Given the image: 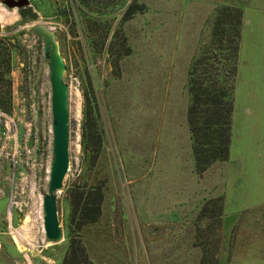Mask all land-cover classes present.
<instances>
[{"label": "rangeland", "instance_id": "1", "mask_svg": "<svg viewBox=\"0 0 264 264\" xmlns=\"http://www.w3.org/2000/svg\"><path fill=\"white\" fill-rule=\"evenodd\" d=\"M29 3L38 18L24 24L17 6L0 4V49L12 41L5 54L10 106H0V264H64L71 235L89 264H200L203 255L206 264H264V67L256 79L247 51L238 56L227 159L197 172L186 118L187 68L209 37L216 8L240 6L245 25L261 30L264 0ZM129 6L135 12L125 19ZM35 23L52 29L69 85V166L56 192L57 240L43 226L51 86ZM90 88L105 130L93 165L81 145L83 92ZM76 185H97L104 195L98 220L78 230L70 205ZM27 217L37 218L34 226Z\"/></svg>", "mask_w": 264, "mask_h": 264}, {"label": "trees", "instance_id": "2", "mask_svg": "<svg viewBox=\"0 0 264 264\" xmlns=\"http://www.w3.org/2000/svg\"><path fill=\"white\" fill-rule=\"evenodd\" d=\"M134 12L135 9L129 6L124 18L130 17ZM241 27V7L230 3L219 4L209 37L187 68L190 100L186 118L197 172H202L213 162L225 160L229 156ZM11 42V39L5 40L2 44L4 50L0 49V106L7 110L10 106V79L5 74L9 72L10 61L5 54L8 55ZM127 47L126 50L129 49ZM83 94L81 145L85 161L93 165L101 153L105 130L100 122L93 89L84 90ZM70 193L71 215L77 230L85 223L97 221L104 196L101 188L97 185H76L71 187ZM206 257L202 256L200 264L207 263ZM213 259V264H216L215 258ZM63 263H90L83 244L74 235L69 237Z\"/></svg>", "mask_w": 264, "mask_h": 264}, {"label": "water", "instance_id": "3", "mask_svg": "<svg viewBox=\"0 0 264 264\" xmlns=\"http://www.w3.org/2000/svg\"><path fill=\"white\" fill-rule=\"evenodd\" d=\"M1 3L18 7L20 24L38 18V12L29 0H0ZM33 29L43 37L44 55L49 59L52 159L47 191L42 195V212L45 236L57 240L61 238V228L57 216L56 192L61 188L69 166V85L64 80L65 62L52 29L47 31L38 23L33 24Z\"/></svg>", "mask_w": 264, "mask_h": 264}, {"label": "crops", "instance_id": "4", "mask_svg": "<svg viewBox=\"0 0 264 264\" xmlns=\"http://www.w3.org/2000/svg\"><path fill=\"white\" fill-rule=\"evenodd\" d=\"M246 28H251L249 30L248 40L244 37L246 34ZM244 50L247 51L248 57L250 59L251 66L253 67V71L256 72V79H257V72L258 67H264V23L261 25V30L256 24L253 27V24L248 23L245 25L244 19L242 17V29H241V39H240V46H239V54L241 55Z\"/></svg>", "mask_w": 264, "mask_h": 264}, {"label": "bare ground", "instance_id": "5", "mask_svg": "<svg viewBox=\"0 0 264 264\" xmlns=\"http://www.w3.org/2000/svg\"><path fill=\"white\" fill-rule=\"evenodd\" d=\"M41 28H44V27H41ZM47 31H50L49 29H47V28H45ZM70 98V97H69ZM75 99H77V98H75ZM74 100V99H73ZM76 105L74 106V112L76 113V114H78L79 112H80V101H76V103H75ZM41 210V209H40ZM38 217H41V215L39 214V216ZM29 218V219H28ZM37 218L36 217H27L26 218V221H28L29 220V223L31 224V226H34V223H35V220H36ZM31 220V221H30ZM38 226V225H37ZM45 234V233H44ZM21 235V234H20ZM17 240V239H16ZM36 240V239H35ZM17 243H18V246L19 247H22V244L20 243V241L19 240H17ZM35 243V242H34ZM33 243V244H34Z\"/></svg>", "mask_w": 264, "mask_h": 264}, {"label": "flooded vegetation", "instance_id": "6", "mask_svg": "<svg viewBox=\"0 0 264 264\" xmlns=\"http://www.w3.org/2000/svg\"><path fill=\"white\" fill-rule=\"evenodd\" d=\"M8 1H11V0H8ZM12 1H14V0H12Z\"/></svg>", "mask_w": 264, "mask_h": 264}]
</instances>
